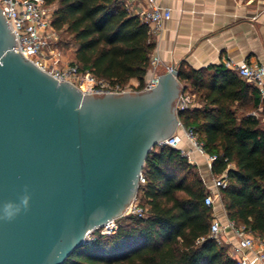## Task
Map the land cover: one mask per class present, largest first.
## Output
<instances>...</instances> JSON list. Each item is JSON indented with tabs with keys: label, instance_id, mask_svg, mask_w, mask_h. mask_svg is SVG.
<instances>
[{
	"label": "water",
	"instance_id": "1",
	"mask_svg": "<svg viewBox=\"0 0 264 264\" xmlns=\"http://www.w3.org/2000/svg\"><path fill=\"white\" fill-rule=\"evenodd\" d=\"M15 46L0 5V212L31 196L0 219V264H63L125 214L148 156L178 129L182 87L173 70L156 88L86 94Z\"/></svg>",
	"mask_w": 264,
	"mask_h": 264
},
{
	"label": "trees",
	"instance_id": "2",
	"mask_svg": "<svg viewBox=\"0 0 264 264\" xmlns=\"http://www.w3.org/2000/svg\"><path fill=\"white\" fill-rule=\"evenodd\" d=\"M56 4L53 26L76 46L75 63L97 77L141 91L155 43L150 25L120 0H45ZM178 79L196 94L195 106L178 112L207 153L217 155L214 175L228 217L264 238V96L225 64L194 69L181 64ZM138 196L144 216L120 218L113 234L94 231L63 264H238L229 246L210 237L213 211L197 167L180 150L156 146L143 169Z\"/></svg>",
	"mask_w": 264,
	"mask_h": 264
},
{
	"label": "built area",
	"instance_id": "3",
	"mask_svg": "<svg viewBox=\"0 0 264 264\" xmlns=\"http://www.w3.org/2000/svg\"><path fill=\"white\" fill-rule=\"evenodd\" d=\"M131 1L139 5L136 15H138L143 22L149 24L150 27L159 28L163 20L171 16L170 9L160 6L158 0ZM0 5L4 8V14L9 22V27L17 38L19 46H15V50L21 51L23 55L30 58L42 69L50 72L60 81H69L86 94L132 92L131 90L133 89L128 86L124 87L108 79L97 77L91 70L82 69L81 66L74 61L67 62L63 60V55L58 45L61 33L52 23L53 16L57 9L56 4H49L45 0H0ZM160 64V57L157 55L152 56L150 67L154 74L152 78L146 82L143 90L156 88L159 84L160 75L157 74V69ZM226 66L236 70L243 79L254 84L261 95L264 96L263 64H250L247 62L236 64L233 61L227 60ZM173 70L177 71L174 66H167V72L172 73ZM192 103L193 96L182 89L176 102L177 114L180 111L190 109ZM179 129H182L184 137L193 149L206 158L207 166L212 172V166L217 159V155L207 153L195 130L193 128H186L181 120L176 132L169 138L161 141L158 146L176 148L180 150L182 156L194 163L190 156L191 151L180 148L182 139L178 132ZM212 176L213 187L215 189H209L204 198L205 204L211 208L215 206L217 200L222 199L221 189L226 188L228 185L226 173L221 175L213 174ZM144 182L145 176L143 174L141 183ZM145 212L146 210L141 206L137 194L122 217L127 215L144 216ZM120 218L111 220L101 228L108 229L106 234L117 232L119 228L118 220ZM227 228H231L234 232L237 239L236 243H233L228 238L223 239V235H225ZM210 237L219 243H228L230 245V254L237 259L238 264H251L250 253H253V255L264 264V238L253 236L252 232L246 226H239L233 221H230L228 226H224L218 217H213Z\"/></svg>",
	"mask_w": 264,
	"mask_h": 264
},
{
	"label": "crops",
	"instance_id": "4",
	"mask_svg": "<svg viewBox=\"0 0 264 264\" xmlns=\"http://www.w3.org/2000/svg\"><path fill=\"white\" fill-rule=\"evenodd\" d=\"M120 2L136 15L139 8L137 3L131 0ZM158 3L171 11V16L164 19L159 28L150 27L151 39L155 43L152 56L157 55L161 59L157 69L160 76L168 73L167 66H174L178 71L181 64L194 69L222 63L226 65L227 60L236 64L247 62L264 65V0H158ZM153 74L150 67L146 82ZM180 84L184 90L183 84ZM184 91L193 96L192 108L196 94L190 90ZM178 132L182 139L180 148L191 151L194 163L188 160L199 170L207 191L214 190L213 174L206 158L193 149L182 129ZM212 209L213 217H218L224 226H228L231 220L222 199ZM250 231L253 236H259L257 232ZM226 238L237 242L231 228L226 229L223 239ZM226 245L230 253V245ZM250 257L251 264H262L253 253H250Z\"/></svg>",
	"mask_w": 264,
	"mask_h": 264
},
{
	"label": "clouds",
	"instance_id": "5",
	"mask_svg": "<svg viewBox=\"0 0 264 264\" xmlns=\"http://www.w3.org/2000/svg\"><path fill=\"white\" fill-rule=\"evenodd\" d=\"M31 196L27 192L20 197L19 202L10 201L3 205L0 219L13 221L22 211L30 207Z\"/></svg>",
	"mask_w": 264,
	"mask_h": 264
},
{
	"label": "rangeland",
	"instance_id": "6",
	"mask_svg": "<svg viewBox=\"0 0 264 264\" xmlns=\"http://www.w3.org/2000/svg\"><path fill=\"white\" fill-rule=\"evenodd\" d=\"M60 38L62 37L63 39H66L67 40V36L65 34H62V32L60 31ZM76 46L74 45H65V43H62V45L60 46V50L62 52V55H63V60L64 61H67V62H72L75 60V49ZM133 92V90H131ZM178 100V99H177ZM177 102V101H176ZM198 173H199V170L197 169ZM200 174V173H199ZM218 202V200H217ZM213 211V209H212ZM108 231V229L106 228H101L100 229V232L101 233H106ZM92 235H90L89 239H91Z\"/></svg>",
	"mask_w": 264,
	"mask_h": 264
}]
</instances>
